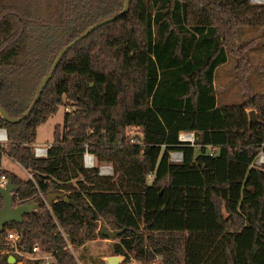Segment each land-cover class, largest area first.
<instances>
[{"label": "trees", "instance_id": "1", "mask_svg": "<svg viewBox=\"0 0 264 264\" xmlns=\"http://www.w3.org/2000/svg\"><path fill=\"white\" fill-rule=\"evenodd\" d=\"M251 1L132 0L124 17L64 55L28 119L11 124L0 115L8 137L0 155L32 175H11L14 204L39 206L0 228V264L10 256L41 264L18 254L35 245L55 264H77L68 246L100 237V223L127 229L114 253L128 262L133 254L142 264H264V169L255 165L264 96L247 85L243 103L218 106L215 88L229 55L242 82L251 71V43L236 44L240 28L264 27V4ZM125 2L0 0V107L22 117L59 53ZM62 107L69 111L47 157L36 158L38 129ZM129 128L142 138L128 139ZM181 133H194L195 146L180 143ZM175 151L181 164L170 160ZM87 153L114 176L86 168ZM12 231L21 233L16 244Z\"/></svg>", "mask_w": 264, "mask_h": 264}, {"label": "rangeland", "instance_id": "2", "mask_svg": "<svg viewBox=\"0 0 264 264\" xmlns=\"http://www.w3.org/2000/svg\"><path fill=\"white\" fill-rule=\"evenodd\" d=\"M252 2V1H251ZM264 2L261 4L263 5ZM249 50L247 52V58L251 65V71L246 75L245 81L242 82L237 73V59L233 55H229L228 62L222 66L215 76V87L217 90V98L220 106L225 105H239L245 101V87L248 85V89L253 95L264 96V27L262 28H240L238 30V36L236 44L238 46L249 44ZM67 108H60L58 113L50 118L47 124L42 125L38 129L37 146H47L54 141V129L56 125L63 124L64 114ZM255 111L251 108L247 112ZM128 139H141L142 130L139 128H129L126 131ZM8 144V141L6 145ZM264 158V152H261L259 157ZM96 161V160H95ZM260 161V159H259ZM262 165H256L264 169V162H260ZM112 167L111 164L97 163L95 168ZM113 168V167H112ZM7 170L10 175L17 176L19 179H31V176L27 175V172L23 170L16 162L7 156L0 155V170ZM108 177L114 176L113 174L103 175ZM27 178V179H26ZM149 178V183L152 181ZM102 223L99 224V229ZM111 230V229H110ZM99 231V230H98ZM97 231V233H98ZM119 238L116 240L103 239L100 237L87 241L83 246L76 247L71 245V252L77 264H107V259L110 257H120L121 261L118 264H142L134 259L133 254H130V260L128 262L126 257L115 255L114 247L119 243ZM27 260V259H26ZM25 262V260H24ZM154 264H162V258L158 257Z\"/></svg>", "mask_w": 264, "mask_h": 264}, {"label": "water", "instance_id": "3", "mask_svg": "<svg viewBox=\"0 0 264 264\" xmlns=\"http://www.w3.org/2000/svg\"><path fill=\"white\" fill-rule=\"evenodd\" d=\"M131 2H132V0H126L125 5H124V9L121 13H119L118 15H116L114 17L105 19V20L99 22L98 24L88 28L78 39L71 42L69 45H67L59 53V55L57 56V58L55 59L53 65H52L49 73L44 78L43 82L41 83L31 107L28 109V111L22 117L12 118L9 116V114L3 108L0 107V115L2 116V118L6 122L11 123V124L21 123V122L25 121L26 119H28L30 117V115L32 114L34 108L36 107V105H37L42 93L44 92L46 86L48 85L49 81L53 77V74H54L56 68L58 67V64L60 63V61L64 57V55L72 47H74L78 42L87 38L93 31L97 30L98 28H100L106 24L112 23V22L116 21L117 19L124 17L128 13ZM0 86H1V78H0ZM249 116H250V124L251 125L254 122H257V117H256L255 111L249 112ZM16 191H17V188L14 186L13 176L9 175L8 176V182H7L6 186L2 187L0 185V194L2 195V197L4 199V206L0 209V228H5L6 226L13 224V223H23L25 216H28V215L34 213L39 207L38 204H36L35 202H29V203L24 204V205L15 206L14 194L16 193ZM126 231H127V229H123V230H119V231H112V230L108 229L105 225H101V227L98 231V234L102 237H106L107 239L113 241V240L118 239L120 236H122ZM120 261H121L120 257H110L107 259V264H118ZM8 262L10 264H15L16 263L15 257L10 256L8 259Z\"/></svg>", "mask_w": 264, "mask_h": 264}, {"label": "built area", "instance_id": "4", "mask_svg": "<svg viewBox=\"0 0 264 264\" xmlns=\"http://www.w3.org/2000/svg\"><path fill=\"white\" fill-rule=\"evenodd\" d=\"M252 2L254 4H262L264 2V0H252ZM66 111H69V109L67 108ZM8 141V137H7V133L6 130L4 129H0V153H1V148L3 146L6 145ZM179 141L182 144H186V145H191V146H195V134L194 133H181L179 136ZM51 147L50 145L47 146H37L34 145V156L36 158H46L48 155V150ZM215 153V150L211 151V155H213ZM90 156L94 159L95 161V157L93 155L90 154H86L85 158H84V164L86 168L92 169L95 168L96 165V161L94 164L92 165H88L86 162V157ZM260 159V161H259ZM170 160L171 162L175 163V164H181L184 160V154L181 151H175V152H171L170 153ZM260 162H264V158L260 157L257 158L255 165H262ZM100 174L101 175H109V174H113V168L112 167H101L100 168ZM151 178V176L149 177ZM8 182V176L7 175H2L0 176V185L2 187H5L6 184ZM21 238V233H19L18 231H12L9 232L8 234V239L9 241H11L13 244H16ZM71 245L68 246L69 249H71ZM18 254L20 255V257L24 258V260H31V261H39L41 264H55L56 263V259H55V255L52 253H46L44 252L39 245H35L32 252L30 254H24V253H20L18 252ZM22 262H20L21 264Z\"/></svg>", "mask_w": 264, "mask_h": 264}, {"label": "crops", "instance_id": "5", "mask_svg": "<svg viewBox=\"0 0 264 264\" xmlns=\"http://www.w3.org/2000/svg\"><path fill=\"white\" fill-rule=\"evenodd\" d=\"M224 66V65H223ZM222 66H220L218 69H217V71H216V73L218 72V70L221 68ZM216 86V85H215ZM216 88V87H215ZM217 91V90H216ZM217 104H218V106H220L219 105V101H218V98H217ZM35 145H36V143H35ZM5 156V155H4ZM19 165V164H18ZM20 166V165H19ZM23 170H25L22 166H20ZM4 171H7V170H5V169H3ZM26 172H27V175L28 176H31V174L27 171V170H25ZM10 173V172H9ZM7 175V174H6ZM10 175V174H9ZM8 176V175H7ZM17 177V176H16ZM19 178V177H18ZM32 178V177H31ZM27 179V178H26ZM21 180H25V179H21Z\"/></svg>", "mask_w": 264, "mask_h": 264}, {"label": "bare ground", "instance_id": "6", "mask_svg": "<svg viewBox=\"0 0 264 264\" xmlns=\"http://www.w3.org/2000/svg\"><path fill=\"white\" fill-rule=\"evenodd\" d=\"M86 162H87L88 165H92V164L95 163L94 159L92 157H90V156L86 157Z\"/></svg>", "mask_w": 264, "mask_h": 264}]
</instances>
